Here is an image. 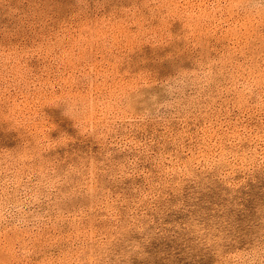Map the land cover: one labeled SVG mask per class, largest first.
Instances as JSON below:
<instances>
[{
  "label": "rangeland",
  "instance_id": "1",
  "mask_svg": "<svg viewBox=\"0 0 264 264\" xmlns=\"http://www.w3.org/2000/svg\"><path fill=\"white\" fill-rule=\"evenodd\" d=\"M0 264H264V0H0Z\"/></svg>",
  "mask_w": 264,
  "mask_h": 264
}]
</instances>
